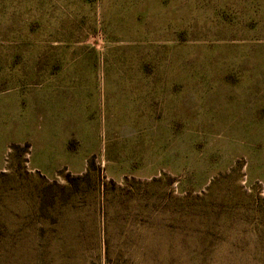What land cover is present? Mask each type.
Segmentation results:
<instances>
[{
	"label": "rangeland",
	"instance_id": "1",
	"mask_svg": "<svg viewBox=\"0 0 264 264\" xmlns=\"http://www.w3.org/2000/svg\"><path fill=\"white\" fill-rule=\"evenodd\" d=\"M0 264H264V0H0Z\"/></svg>",
	"mask_w": 264,
	"mask_h": 264
}]
</instances>
